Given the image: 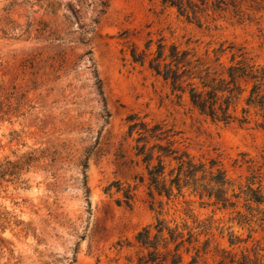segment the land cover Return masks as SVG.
Instances as JSON below:
<instances>
[{"label": "rangeland", "instance_id": "1", "mask_svg": "<svg viewBox=\"0 0 264 264\" xmlns=\"http://www.w3.org/2000/svg\"><path fill=\"white\" fill-rule=\"evenodd\" d=\"M235 1H242V11L192 0L195 12L187 18L161 0H0V85L24 93L26 109L24 115L0 118V156L44 150V161L26 174L27 188L0 187V212L15 214L25 227L0 230V264H139L136 232L157 215L195 226L185 209L200 220L198 230L207 232L201 239L211 238V247L216 242L227 247L230 230L246 234L231 223L230 209L219 210L212 198L192 191L200 173L184 178L181 172L182 186L173 185L169 199L155 192L151 197L134 147L146 144L150 152L160 143L196 162L216 159L232 180L233 187L224 189L231 201L236 200L231 188L238 192L247 176L255 186L258 179L264 184V132L254 121L212 122L128 55L133 45L141 50L148 40L153 51L162 39L199 54L208 49L212 58L223 43L264 64V8ZM230 48L222 61L231 57ZM154 123H161L165 139L141 133L143 124ZM53 151L58 161L50 165ZM153 154L156 163L157 148ZM82 158L88 161L84 173L77 166ZM162 161L169 185L178 162ZM203 177L207 183L209 176ZM116 180L120 192L112 187L105 193ZM128 186L134 193L129 206L122 196ZM242 203L241 197L240 208Z\"/></svg>", "mask_w": 264, "mask_h": 264}, {"label": "trees", "instance_id": "2", "mask_svg": "<svg viewBox=\"0 0 264 264\" xmlns=\"http://www.w3.org/2000/svg\"><path fill=\"white\" fill-rule=\"evenodd\" d=\"M241 1V0H240ZM248 1L250 9L259 10L264 8V0H243ZM166 6L174 7L177 13L188 18V13H194V4L192 0H161ZM215 2V3H214ZM213 9L225 10L229 6L234 12L242 11L240 4L235 0H214ZM259 7V9H257ZM152 40H148L144 49L138 50L132 46L129 51V57L132 62L147 66L154 75L158 76L169 88L170 94L181 99L187 96L190 107L203 115L212 122L223 124L237 123L245 125L254 121V127L264 132V64L256 63L246 55V52L237 50L232 52V48L224 46L212 50L213 56L209 58L208 49L203 54L196 50L180 48L177 44L166 45L162 39L156 43L155 50L151 51ZM230 48L231 57L224 62L220 57ZM99 93L102 91L99 85ZM5 93V94H3ZM24 93L19 92L15 85L8 90L0 85V118H11L12 116H21L25 113ZM27 107L32 108L30 104ZM15 135L17 133L13 132ZM144 137L147 135L155 140L165 139V131L161 123H154L152 126L143 124L142 132ZM146 134V135H145ZM143 136L138 138V141ZM146 144L135 145L136 155H141L143 164L148 175V194L153 197L154 192L159 196L170 198L172 186L178 190L182 186L179 183L180 173L184 178H189L197 173L201 180L198 186H192L193 192H198L200 197L206 196L213 199V205L217 209H230L234 213L230 217L231 223L239 227L246 228L244 236L233 230L229 231L226 239L227 247L220 246L216 242L211 247V238L201 239V235H207V232L198 230L201 222L197 217L189 214L185 209V214L196 222L195 226H187L167 221L159 215L155 217L154 222L140 228L135 234V240L140 248L137 254L139 264H210L211 258L215 264H264V184L262 179L256 182L252 176H247L244 184H239V191L235 192L231 188V196L236 200H231L226 196L224 189L233 187L232 180L227 177L226 171L219 165V161L212 158L207 163L199 160L194 161L188 153L180 151L176 147L169 145L162 146L160 143H154L145 150ZM157 148V162L153 163V149ZM44 150L28 149L20 154L13 156H0V187L13 185L15 187L27 188L26 174L36 163L44 161ZM57 152L53 151L50 161L55 163ZM169 157L178 162V173L170 179L169 185L166 183L164 175V164L162 157ZM87 159H80L77 166L84 173L87 167ZM53 178L55 174L51 172ZM203 175H208V182L205 183ZM212 184V185H211ZM211 185V186H210ZM112 187L120 192L118 180L108 184L104 191L111 193ZM216 187V191H212ZM198 190V191H197ZM133 188L128 186L123 189L122 196L127 206L131 204L133 197ZM243 198L241 208L238 201ZM24 221L9 211L0 212V230L3 232L9 229L19 231L25 229ZM196 228V229H195ZM254 233H261L260 237L253 236ZM3 250L0 247V262ZM188 256L189 259L185 260Z\"/></svg>", "mask_w": 264, "mask_h": 264}]
</instances>
